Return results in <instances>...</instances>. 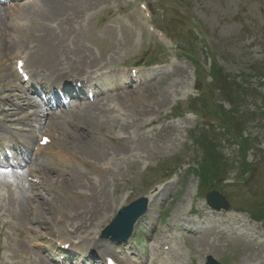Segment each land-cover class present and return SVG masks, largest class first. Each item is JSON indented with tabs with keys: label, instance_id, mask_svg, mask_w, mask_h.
Returning <instances> with one entry per match:
<instances>
[{
	"label": "rangeland",
	"instance_id": "1",
	"mask_svg": "<svg viewBox=\"0 0 264 264\" xmlns=\"http://www.w3.org/2000/svg\"><path fill=\"white\" fill-rule=\"evenodd\" d=\"M40 1L20 5L19 10L39 24L47 23L63 49L74 52L69 55V66L58 69L67 71L62 75H96L136 65L144 68L148 63L155 72L163 71L152 83L126 89L119 97L87 105L76 103V110L61 112L70 121L62 128L72 131V136L65 140L56 130L52 144L77 159L60 164L52 156L56 153L53 148L42 151L41 159H47L53 172L38 167L37 161L29 168L46 172L44 178L56 184L49 187V193L39 187L21 194L5 187L0 192V264H38L40 258L29 245V235H54L60 216H66L67 225L79 226L82 231L96 225L101 230L119 207L146 198L156 188L160 190L153 198L151 214L138 222L134 236L138 247L146 242L155 244L164 220L184 217L192 208L196 216L188 221L198 217L205 222L199 227L211 231L184 234L188 239L179 251L181 264H204L207 256L219 264L263 261L264 0H67L69 5L63 6V12L46 0ZM39 3L40 11L31 8ZM139 3L146 4L150 19L138 10ZM54 9L58 15L51 14ZM2 11L0 118L15 128L13 132L19 129L23 137L30 138L33 132L34 143L38 131L29 121L23 124L14 120L35 112L36 107L25 106L18 115L7 117L11 104L1 100L19 94L7 90L6 85H19L17 79L9 77L13 60L17 53L26 50L28 55L31 50L22 43L2 46L15 35L11 25L16 10ZM65 18L71 22L66 23ZM149 25L163 37L149 33ZM78 50L85 51V60L75 56ZM25 54L21 55L26 69L50 71L29 64ZM89 55L92 59H87ZM225 81L228 94H219L221 89L217 88H223ZM195 85L201 87L199 97ZM29 98L37 100L31 95ZM4 122L0 121V135L9 131ZM29 129L32 131H24ZM233 130L237 140L230 139L228 132ZM121 137L124 141L118 142ZM7 139H13L10 133ZM104 163H111L110 169L99 176ZM214 190L224 196L227 211L210 212L205 198ZM84 192L94 195L95 202L91 203L92 197L86 201L79 195ZM36 193L41 198L31 202L29 197ZM65 195H77L81 206L77 203L72 207ZM89 204L91 211L89 208L85 214L84 207ZM235 232H243L249 239Z\"/></svg>",
	"mask_w": 264,
	"mask_h": 264
},
{
	"label": "bare ground",
	"instance_id": "2",
	"mask_svg": "<svg viewBox=\"0 0 264 264\" xmlns=\"http://www.w3.org/2000/svg\"><path fill=\"white\" fill-rule=\"evenodd\" d=\"M44 1V0H43ZM43 1H40L41 3L43 2ZM66 1L67 0H46L45 2H48V4H52V7L54 6V7H56L57 9H61V11H62V8H63V6L65 5V4H67V5H69L68 3H66ZM71 1H73V0H71ZM70 1V2H71ZM74 5V4H73ZM47 6V5H46ZM66 6V5H65ZM38 8V7H37ZM36 8V9H37ZM40 9L41 8H38V11H40ZM55 10L54 9V11L51 13V14H59L58 13V10ZM70 9V8H69ZM29 10H30V8H29ZM32 11H34V10H32ZM32 11H30V12H32ZM73 11V10H72ZM84 11V10H83ZM20 12V10L19 9H16V14H14V18H13V21H12V27H13V30H14V32H15V35H13V37H11V38H8L7 40H5V42H2L3 43V45L2 46H4V47H15L16 45V43H22V44H24L25 46H26V49H31V50H28L29 52H28V55L27 54H25L26 53V50H23V53H21V54H25V56L27 57V61H28V63L30 64L31 62V64H35V66H38V67H46L47 69H49L50 70V72H51V77H54V76H59V74H58V69H66V67L64 68V64H66L67 66H69V55L70 54H73L72 52H70V51H66L65 49H63V47L61 46V40H59L58 39V37L57 36H55L54 35V31L52 30V28H50L49 27V25L47 24V23H45V24H39V21L37 20V19H35V18H27L26 16H24V15H21V16H24V18H25V22L27 23H25V22H23V23H21V19L19 18V16H18V13ZM63 12V11H62ZM3 13V11H2V9H0V18H1V14ZM25 13V12H24ZM69 13V12H68ZM5 14V13H4ZM33 14V13H32ZM34 16V15H33ZM3 18H4V16H3ZM16 19H19V20H16ZM75 20V19H74ZM66 23L67 22H71V20L69 19V18H65V20H64ZM2 22V21H1ZM25 23V24H24ZM29 23V24H28ZM3 24V23H2ZM142 25V24H141ZM143 26V25H142ZM57 29H58V31H59V29H60V27L58 26L57 27ZM64 30H65V28H63ZM67 29V28H66ZM135 31V30H134ZM141 31H142V29H141ZM145 32V31H144ZM1 38V37H0ZM76 38V37H75ZM73 40V39H72ZM35 43V45H33ZM32 45V46H29V45ZM15 45V46H14ZM68 45V44H67ZM19 46V45H18ZM74 46V45H73ZM23 47V46H22ZM65 47H66V45H65ZM77 47V46H76ZM20 49V48H19ZM7 50V49H6ZM17 50V49H16ZM34 50V52H32ZM4 51V50H3ZM3 53V52H2ZM91 53V52H90ZM19 53H17L15 56V59H14V64H15V62L17 61V60H22L21 59V57L20 56H22L21 54L20 55H18ZM77 54H78V57H80V58H83V60H85V57H86V55H85V51L83 50H78L77 52H76V55L75 56H77ZM74 55V54H73ZM91 57H90V55H89V57H87V59H90ZM92 59V58H91ZM76 62V61H75ZM81 62H83V61H81ZM87 63V62H86ZM28 66V65H27ZM37 67V68H38ZM74 67V66H73ZM91 67V66H90ZM77 68V67H76ZM0 69H4V67H3V64H1L0 65ZM32 69H34V68H32ZM40 69V68H39ZM87 69V68H86ZM85 70V69H84ZM48 71V70H47ZM66 71V70H65ZM69 72V71H68ZM9 77H11V76H9ZM6 89L7 90H12V91H14V90H16V91H18L19 92V94H14L12 97H10V98H3V99H1L2 101L4 100V99H6V100H8L7 102H8V104H11L10 105V110H7L6 111V116L7 117H13V116H15V115H18V111L21 109H23V107H27V105H30L29 103H27L26 105L24 104V100H26L27 102H28V98H27V93H25V91L23 90V88L20 86V85H18V86H14L13 85V87H12V84H10V83H8L7 85H6ZM116 97H119L118 95L116 96ZM16 100H19V101H22V102H20V103H16L15 101ZM5 108V107H4ZM89 108V107H88ZM95 109V108H94ZM76 110V109H75ZM103 111V110H102ZM101 111V112H102ZM81 112V111H80ZM88 112V111H87ZM98 112V111H97ZM91 113V112H90ZM147 114V113H146ZM35 116V114H28V115H23V116H21V117H19L18 119H16V120H14L16 123H26V121H29V122H31V118H33ZM125 116V115H124ZM34 118H36V117H34ZM0 121H2V123L4 122L3 121V119L2 118H0ZM10 121H12V120H10ZM64 121V120H63ZM5 123V125H6V128L10 131L11 129H12V126L11 125H8L6 122H4ZM127 123V122H126ZM129 123V122H128ZM22 124V125H23ZM50 125L53 127L52 129H56L59 133H60V135H62L63 136V138L65 139V140H69L70 139V137L72 136H70V132H72V131H70V130H67V129H64V128H62V126H60V124H58V123H55L54 121H51L50 122ZM4 126V125H3ZM69 127V126H68ZM5 128V127H4ZM49 129L50 130H52L51 128H50V126H49ZM69 129V128H68ZM17 130V129H16ZM25 131V130H24ZM70 131V132H69ZM16 132V131H15ZM5 133H7V132H5ZM26 137V136H25ZM66 138H69V139H66ZM76 139V138H75ZM29 137H28V139H27V144H28V146H29ZM62 144V143H61ZM41 149V148H40ZM67 156H69V161L71 160V155L70 154H66ZM46 158V157H45ZM38 161V163H37V165H38V167H40V165L41 166H43L44 167V169L49 173V172H53V170H52V168H51V166L49 165V163H46V161L45 160H42L41 158H38L37 159ZM47 160V159H46ZM104 165L106 166V167H108L109 169H110V166H111V163H109V164H107V163H104ZM42 167V168H43ZM105 167V170L106 171H108L109 169L108 168H106ZM36 170H32V169H30L29 170V175L28 176H33L34 174H36V172H35ZM101 172L99 173V176H101L102 174L104 175V170H100ZM40 175H42L43 176V172L41 171V170H39V172H38ZM44 173H46V172H44ZM97 177V176H96ZM48 184H51V186H52V188H54L55 186H56V184L54 185L53 183H52V181L51 182H45L44 180H42V182L40 183V185L41 186H44V187H46ZM98 186H99V184H98ZM48 191H46V193H47ZM49 193V192H48ZM59 193V192H58ZM60 194H62V193H60ZM151 194H153V192L151 193ZM149 195V197L150 196H152V195ZM24 195V194H23ZM94 196V195H93ZM91 194H90V196L89 197H87V199H90L91 197V199H92V201H91V199H90V201H91V203L92 202H95V199L96 198H94ZM65 197L67 198V199H69L70 200V203H71V205H72V207H76L75 205L77 204V203H79V206H81V202L77 199V197H75V196H72V195H65ZM94 198V199H93ZM72 199V200H71ZM90 201H89V203H90ZM26 202V201H25ZM16 205H17V203H16ZM19 206V205H18ZM21 206H22V204H21ZM21 206H19V207H21ZM91 207L92 206H90V204L89 205H86L85 207H84V213L85 214H89V208H90V211H91ZM37 208V207H36ZM117 208V207H116ZM23 209V208H22ZM40 208H38L37 209V212H40ZM95 210H97V209H95ZM94 211V210H93ZM100 211V210H99ZM37 214V213H36ZM42 214V213H41ZM79 214V213H78ZM77 214V215H78ZM97 214V213H96ZM38 216V215H37ZM83 216V215H82ZM91 216V215H90ZM59 218V217H58ZM64 218V219H63ZM78 218H80L79 217V215H78ZM91 218V217H90ZM38 219V218H37ZM59 219H61L60 220V224L59 225H57V229L55 230L56 231V233H60V234H62L63 232V229L65 228V227H67L68 225V222H67V218H66V216H60V218ZM41 220V219H40ZM84 220V219H83ZM82 220V221H83ZM87 220V219H86ZM91 220V219H90ZM81 221V222H82ZM88 221H89V219H88ZM71 222V221H70ZM86 222V221H85ZM84 222V224H86ZM38 224H39V222H38ZM89 224V223H88ZM71 225V224H70ZM99 226L100 225H96V226H93V228H90V230L89 231H82V228L81 227H79V226H76V225H73V227H71L70 226V230H73L74 228H75V232L78 234V235H80V234H92V238L91 239H84L81 243L82 244H87L88 245V247H90L91 245L90 244H92L93 245V247H92V250H97V251H106L107 250V245H106V241H101V240H99L96 236L98 235V228H99ZM38 264H47L44 260H42V261H40Z\"/></svg>",
	"mask_w": 264,
	"mask_h": 264
},
{
	"label": "water",
	"instance_id": "3",
	"mask_svg": "<svg viewBox=\"0 0 264 264\" xmlns=\"http://www.w3.org/2000/svg\"><path fill=\"white\" fill-rule=\"evenodd\" d=\"M209 206L214 209H227L228 205L224 199L217 193L211 192L207 195ZM145 206L144 200H138L127 207L121 208L108 228L104 231V236L111 237L113 240H119L127 236L131 226L135 223L139 215L143 212Z\"/></svg>",
	"mask_w": 264,
	"mask_h": 264
}]
</instances>
